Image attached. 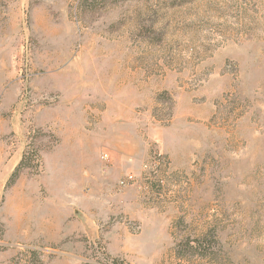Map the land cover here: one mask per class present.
<instances>
[{"label":"rangeland","instance_id":"obj_1","mask_svg":"<svg viewBox=\"0 0 264 264\" xmlns=\"http://www.w3.org/2000/svg\"><path fill=\"white\" fill-rule=\"evenodd\" d=\"M0 264H264V0H0Z\"/></svg>","mask_w":264,"mask_h":264},{"label":"trees","instance_id":"obj_2","mask_svg":"<svg viewBox=\"0 0 264 264\" xmlns=\"http://www.w3.org/2000/svg\"><path fill=\"white\" fill-rule=\"evenodd\" d=\"M33 152H34V151H33ZM29 155H33V153H32V152H29V151H26V152L24 153V156H23V159H22L21 163L16 167L14 173L12 174L11 182L15 181V180L19 177V174H20L21 168H22L24 165H27V164H28V163H26V160L30 158ZM37 155H39V150H38V154H37ZM28 166H29V165H28ZM37 166L39 167V166H40V163H39ZM189 240H190V239H189ZM189 240H188V241L185 243V245H183V246H185V248H186L187 250L194 249V248H195L194 245L191 244V242H190ZM195 242L198 243V247L201 246V243H202L201 239L196 240ZM186 249H183V248H182L181 251L179 250V251L177 252V255H178L179 257L186 256V255H185V252H187V251L184 252V250H186ZM186 254H188V253H186Z\"/></svg>","mask_w":264,"mask_h":264},{"label":"built area","instance_id":"obj_3","mask_svg":"<svg viewBox=\"0 0 264 264\" xmlns=\"http://www.w3.org/2000/svg\"><path fill=\"white\" fill-rule=\"evenodd\" d=\"M100 160L106 166L110 164L111 156L108 150H104L100 153ZM121 183L124 184V182H121Z\"/></svg>","mask_w":264,"mask_h":264}]
</instances>
